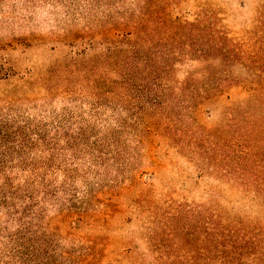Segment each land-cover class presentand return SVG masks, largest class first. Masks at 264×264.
<instances>
[{
    "label": "rangeland",
    "instance_id": "rangeland-1",
    "mask_svg": "<svg viewBox=\"0 0 264 264\" xmlns=\"http://www.w3.org/2000/svg\"><path fill=\"white\" fill-rule=\"evenodd\" d=\"M156 11L227 40L173 61L227 84L184 121L123 81L137 31L185 53L140 25ZM241 226L264 233V0H0V264H221L215 230L225 250Z\"/></svg>",
    "mask_w": 264,
    "mask_h": 264
},
{
    "label": "trees",
    "instance_id": "trees-1",
    "mask_svg": "<svg viewBox=\"0 0 264 264\" xmlns=\"http://www.w3.org/2000/svg\"><path fill=\"white\" fill-rule=\"evenodd\" d=\"M208 17V15L201 13L198 14L195 21L177 22L167 19L157 11L146 13L145 17L143 16L145 19L142 18L140 25L143 23L144 26L147 24H155L154 32L160 35V40H164L165 43L172 45H181L180 50H185V53L178 54L176 49L166 47L167 50L164 48L162 53L159 52L161 50L159 49L157 55L149 56V51L154 45H150L151 41L148 37V30L144 28L142 31H137V34L134 33L136 35V41L123 57L125 63L131 67L130 73L123 76V81L129 83L134 79L135 84H138L140 88H160L164 92L162 97H160V101H162V98L166 102V107H177L179 110L178 121H184L185 116L193 113L197 102L208 98L211 93L216 95L224 93L223 91L227 86L225 78L221 76L204 75L205 79L203 81L202 77L190 74L186 79L178 81L172 74L171 66L173 65V61L186 59L187 56L197 54L204 59L215 48L220 50L225 49L226 44L224 43L227 40L221 43L222 40H225V36L219 31L210 29V25L206 24ZM135 57H138V59L135 60ZM132 58L133 60H131ZM208 86L211 88H207ZM207 89L210 93L205 95L206 93L203 92ZM175 93H177V97ZM175 101H177L176 105ZM180 129L182 130V128ZM206 151H208V155H211L212 159L216 160L223 155L222 149L220 150L216 147H211ZM225 160L224 157V163H226ZM237 171L239 175L242 174V178L250 179L247 165L241 163ZM252 177L255 178L258 176L253 175ZM173 219L178 220V216L175 215ZM254 231L255 229H248L242 226L233 227L232 232L226 233L230 247H226L225 250H220L222 248L219 246V242L215 241L217 240L215 230L213 248L215 254H217V258L219 260L221 258V264H248L242 259L245 254L242 249L248 247L247 243L249 240H252L253 243L260 246L264 239V233H254ZM217 233L223 234L225 232L220 230ZM263 258L264 256L259 254L257 257L259 260L253 259L252 262L254 264H260V259ZM140 264H144V262L141 261Z\"/></svg>",
    "mask_w": 264,
    "mask_h": 264
}]
</instances>
